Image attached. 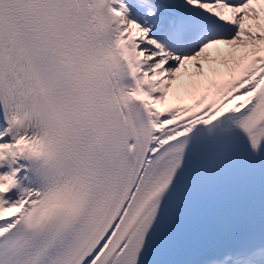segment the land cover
<instances>
[{
    "label": "snow or ice",
    "instance_id": "6c2138e0",
    "mask_svg": "<svg viewBox=\"0 0 264 264\" xmlns=\"http://www.w3.org/2000/svg\"><path fill=\"white\" fill-rule=\"evenodd\" d=\"M0 264H264V0H0Z\"/></svg>",
    "mask_w": 264,
    "mask_h": 264
}]
</instances>
